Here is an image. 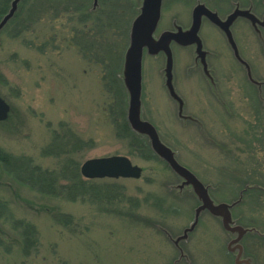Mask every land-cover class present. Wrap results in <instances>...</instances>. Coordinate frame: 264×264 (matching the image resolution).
I'll return each mask as SVG.
<instances>
[{"label":"rangeland","instance_id":"obj_1","mask_svg":"<svg viewBox=\"0 0 264 264\" xmlns=\"http://www.w3.org/2000/svg\"><path fill=\"white\" fill-rule=\"evenodd\" d=\"M132 2L133 21L141 0ZM34 3L26 0L19 17L0 32V95L11 107L9 118L0 123V149L55 170L60 160L43 152L52 148L55 134L69 129L86 143L78 155L75 151L81 165L89 159L126 156L141 167L142 175L137 180H89L101 188L115 186L117 197L109 203L90 197L72 202L23 186L7 176L0 164V201L6 206L0 220V264H235L236 254L228 251L233 236L208 211L200 215L180 249L175 246L173 241L194 221L196 196L191 188H179L182 179L154 153L156 158L150 160L138 151L131 153L130 141L115 127L113 111L121 103L127 117L121 74L129 32L127 44L126 37L114 39L116 45L123 43V49L119 60L113 58L115 68L110 73L73 44L76 24L77 30L81 27L73 12L58 13L56 18L46 13L42 19L32 16L24 21ZM198 3L221 19L237 5L264 16V0H163L155 37L174 31L175 26L188 29ZM86 4L92 7L91 2ZM64 5L72 11L75 4ZM231 30L253 77L264 82V48L257 34L242 18ZM199 36L214 86L195 46L172 44L173 85L184 104L180 116L178 103L166 87V56H152L145 50L142 117L155 127L177 161L211 188L216 203L231 204L242 193L232 210L233 219L263 236L264 192L261 196L246 193L245 184H258L261 175L264 183V85L261 101L225 35L209 20L203 19ZM246 171L255 176L248 177ZM57 215L71 220L57 223ZM15 220L36 229V243L28 256L23 253L21 231L12 225ZM241 245L244 259L253 255L254 264H264V250H258L255 240L243 239Z\"/></svg>","mask_w":264,"mask_h":264},{"label":"water","instance_id":"obj_2","mask_svg":"<svg viewBox=\"0 0 264 264\" xmlns=\"http://www.w3.org/2000/svg\"><path fill=\"white\" fill-rule=\"evenodd\" d=\"M92 1L93 10H95L100 0ZM20 2L21 0L12 1L8 13L0 21V32L14 17ZM162 2L163 0H141L139 14L131 24L129 43L124 54L121 74L123 86L128 97L127 122L135 134L149 141L153 153L166 162L169 168L182 179L179 188H191L199 202V206L195 209L193 223L184 229L181 236L173 241L175 246L180 249V243L186 240L189 233L193 232L196 228L200 215L204 211H208L213 216L221 219L224 230L233 236V240L228 245V251L236 254L235 264H254L252 259L243 258L241 241L246 234L252 232L258 233V231L236 225L231 213L232 208L241 201L242 197L232 204L216 203L209 194L210 187L205 186L190 170L177 161L175 153L161 141L155 127L143 119L141 112L142 60L145 50L152 56L161 53L166 56L164 69L166 87L170 96L178 103L179 115L183 116L184 104L173 85V53L171 45L176 43L182 47L195 46V51L201 61L202 67L214 85L215 83L209 73L206 62L207 52L204 50L202 40L199 36L203 19H207L225 35L234 53V57L246 69L249 80L257 85L261 91V86L264 82H259L253 77L249 64L240 55L231 28L235 21L240 18L248 21L264 47V38L262 35V29L264 30V16L259 18L252 12L251 8L243 9L237 5L230 15L225 19H221L217 12L211 11L204 4L198 3L193 9L192 21L188 29L184 30L180 26H175V31H165L156 38L155 32L161 19ZM10 112V105L0 95V123L9 118ZM80 173L87 180H137L141 178L142 169L134 165L130 158L126 156H110L86 160L80 167Z\"/></svg>","mask_w":264,"mask_h":264},{"label":"trees","instance_id":"obj_3","mask_svg":"<svg viewBox=\"0 0 264 264\" xmlns=\"http://www.w3.org/2000/svg\"><path fill=\"white\" fill-rule=\"evenodd\" d=\"M25 1L26 0H23L21 5H23ZM69 2L75 4L72 11L68 9V5H64ZM77 2L83 3L84 5H77ZM90 2V0H35L34 5H29L27 17L24 18V21L32 20V16L37 20L42 19L45 17L46 13H51L53 17L56 18L58 17V13L73 12V16L76 18L75 20L78 21V25L81 26L80 30H77L76 24L74 38L72 40L73 44L76 47L78 46L91 60L97 61L104 69L110 72V68L111 70L115 68L113 58L116 57L119 60L122 53L121 50L123 49V43L122 46L116 45L114 39L117 37H126L127 39L126 42L124 41V44H127L129 26L136 8L132 0H103L101 4L105 3L108 5H99L100 7L93 11L91 5L86 4ZM118 2H126L127 5H118ZM21 5H19L14 19L19 17L18 12L20 8L23 7ZM24 6L27 8V5ZM8 8V5H1L2 15L8 11ZM125 11H128V13ZM21 20L24 22L23 19ZM116 46H118V48ZM125 109V106L121 103L118 105L117 111H113L115 113H113L112 119L117 131L121 132L122 136L130 141L129 149L131 153L138 151L146 160L156 158L151 151L148 140L135 134L130 129L126 119ZM52 141V148L44 150L43 154L52 155L60 160L59 166L55 170L43 169L39 165H35L30 158L14 157L0 149V164L4 168L7 176L23 186H27L31 190H37L43 195L60 197L72 202L90 197V199L95 202L109 203L117 197L116 193L118 192L115 186H105L101 188L94 185L93 181L85 180L82 177L80 173L81 163L78 161V158L76 161L75 151H77L78 155L79 151L83 150L86 143L78 135L76 136L69 129H63L62 133L60 132L53 136ZM73 147L74 149L76 148V150H70ZM244 174L248 177L252 175L255 176L254 173H249L248 171ZM254 178L255 177H252L251 179ZM262 178L263 176L261 175L258 184H255L256 182L246 183L245 187H248L246 193L263 195L264 183L260 182ZM5 210L6 206L0 201V220L5 215ZM54 218L55 221L60 224H68L71 220L68 215L62 217L57 215ZM12 223L15 229L21 231L23 253L28 256L31 248L34 247L36 243V229L32 224L25 221L15 220L12 221ZM246 228L254 227L247 226ZM244 239L245 241L255 240L259 245L258 250H264V235L259 236L256 233H249ZM252 256L253 255H248V257L256 263Z\"/></svg>","mask_w":264,"mask_h":264},{"label":"flooded vegetation","instance_id":"obj_4","mask_svg":"<svg viewBox=\"0 0 264 264\" xmlns=\"http://www.w3.org/2000/svg\"><path fill=\"white\" fill-rule=\"evenodd\" d=\"M12 1H13V0H0V21L2 20L3 16H5V15L7 14V12H8V11H7L4 15H2L1 5H11ZM13 19H14V18H13ZM13 19L10 20L9 24L12 22ZM208 56H209V55H208ZM207 64H208V63H207ZM256 88H257V87H256ZM257 90H258V88H257ZM259 99L262 101L261 98H259Z\"/></svg>","mask_w":264,"mask_h":264}]
</instances>
